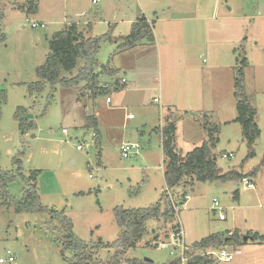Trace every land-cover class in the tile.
<instances>
[{"label":"rangeland","instance_id":"1","mask_svg":"<svg viewBox=\"0 0 264 264\" xmlns=\"http://www.w3.org/2000/svg\"><path fill=\"white\" fill-rule=\"evenodd\" d=\"M141 1L0 0L1 33L5 36L0 42V93L4 90L7 96L4 102L0 96V169L17 171L19 166L14 161L19 158L23 176L30 177L32 172L39 171L36 176L42 203L58 210L65 209L74 222L77 236L88 242L101 238L115 241L120 228L114 208L150 206L166 189L160 135L153 131L151 136L149 128L138 132L140 127L137 126L146 113H151L150 119H157L154 120L157 125L160 120L165 121L161 114L164 111V101L160 100L161 85L165 93L190 110L182 114L184 117L178 123L176 142L181 153L186 154L209 139L203 125L206 122L212 129L218 127L215 135L219 141L214 152L224 172L257 171L253 176L255 189L245 187L241 179L196 181L194 186L176 188L179 198L183 192H188L185 204L178 205L175 220L184 229L186 243L193 246L213 233L226 237L235 230L245 235L250 232L264 235V0H193L192 5L184 7L186 13L201 4L197 5V12L209 15L214 2L218 1L214 19L197 21V25H206L205 22L211 25L209 36L205 31H192L188 25H193L194 21H187L183 41L182 30L177 29L167 41L161 38L160 42L148 47L119 51L118 46L132 31L128 20L136 21L143 15ZM170 1L163 0L159 5ZM173 1L176 11L179 2ZM162 13L161 10L159 15L164 16ZM150 16L153 20L157 18L153 13ZM228 16L231 17L228 19ZM33 23L46 26L33 27ZM72 24L84 37L112 38L101 42L96 55L97 71L103 69L102 65L141 67L144 73L140 75L139 84L151 87L150 91L143 87V95L157 96L159 102L141 109L129 107L126 113L114 112L108 110L112 104L107 102V96L118 102L121 90L94 97L85 81L74 87L59 83L52 90L47 82L42 90L36 88L37 68L45 63L51 52L53 35ZM164 25L167 24L158 26L159 35ZM192 41L200 43L196 45ZM245 55L248 57L245 86L257 110L256 119L261 130L252 157H248L250 148L243 138L241 124L223 123L237 117L234 77L237 60ZM84 65L85 61L79 58L77 66L64 73V77H76ZM212 65L215 66L208 73ZM122 77L127 79L123 71H117L116 75L106 73L100 85L112 84ZM31 85H34L32 92ZM182 91L187 98L174 95ZM136 95L135 99H143L142 94ZM19 107L27 109L26 116L36 123L35 129L21 132L15 118ZM128 114L133 116L129 118ZM87 116H95L104 127L100 148L95 142V129L87 126ZM134 135L136 139L130 137ZM123 142L137 144L126 158L121 150ZM79 143H84L81 150L77 149ZM231 152L233 157H224ZM147 163L152 167H147ZM24 187L20 175L8 189L10 194L21 198ZM214 198L224 208L227 216L224 221L213 209ZM10 200L0 194V258L12 250L15 260L0 264H69L62 254L61 240L64 239L58 223L46 213H16ZM175 221L150 219L144 238L127 256L139 259L148 256L160 264L176 259L171 254V246L158 247L156 244L169 238ZM221 249L229 252L240 249L241 252L234 255L231 262L206 254L210 250L220 254ZM98 251V257L104 261L115 253L114 249L106 248ZM65 254L69 259L73 256L71 251ZM195 254L210 257V264H264V246L251 241L244 248L210 247L205 251L197 249Z\"/></svg>","mask_w":264,"mask_h":264},{"label":"trees","instance_id":"2","mask_svg":"<svg viewBox=\"0 0 264 264\" xmlns=\"http://www.w3.org/2000/svg\"><path fill=\"white\" fill-rule=\"evenodd\" d=\"M2 19V17L0 18ZM153 23L150 22L145 15L139 17L132 24L131 33L124 38V42L118 46L119 51H125L140 44L142 41L154 42ZM0 25V42L5 40V36L1 33ZM77 37V38H76ZM103 39H112L109 36L104 37H89L86 38L78 31L75 24L68 26L62 31L56 32L50 42L51 52L47 56L45 63L37 68L39 80L36 82V88L42 90L45 83H50L52 90L57 84H62L64 87H74L81 81L87 82L90 90H93V95L107 93L123 87L119 80L103 87L100 85L101 78L104 74L109 73L116 75L117 70L104 67L97 71L98 65L96 55L101 47ZM79 58L85 61L84 67L80 70L78 75L74 78L67 79L64 73L71 72L77 66ZM236 72L234 77V94L237 99V117L235 122H239L242 126L243 138L247 142L250 153L248 157L255 155L254 144L256 139L260 136L261 130L257 123V110L251 104L245 86V67L248 63V58L245 56L242 59L238 58ZM32 86L29 88L32 92ZM2 102L6 101L7 96L4 90L1 91ZM25 107H19L15 118L18 121L19 129L22 133H27L29 130L36 128V123L29 119ZM1 114V109H0ZM177 119L174 115H168L167 124L160 130L162 135V147L164 151V176L166 181V189L162 192L161 198L158 202L146 207L124 208L117 206L114 209L116 222L120 228V233L115 241L107 242L103 239L86 241L81 239L73 230L74 224L72 219L65 213L64 210L51 208L42 203L38 191L37 176L39 171L31 173L30 177L22 175V162L19 158L15 159L18 164L17 171H4L0 169V194L6 195L14 204V211L16 213H46L51 219L58 223L57 228L61 231L63 236L62 254L65 260H69V264H160L156 262H147L144 258L127 256L128 251L134 250L138 243L144 238L147 233V222L150 219L176 220V212L169 195V190L176 198L177 204L184 205L188 192H183L179 198L176 194V188L192 185L196 181L201 182H227L234 179H241L243 174L236 170L224 172L218 166L217 156L214 152L219 137L215 135L218 127L212 129L205 122L204 128L208 131L209 139L201 146H197L186 154L181 153L176 147L175 131ZM88 127L97 129V122L95 116H87ZM216 131H215V130ZM156 130V129H155ZM257 173L256 170L252 174ZM23 178L25 187L21 198H17L10 194L9 184L15 181L19 176ZM238 198V196H237ZM179 227L175 221L173 229ZM252 240L259 243H264V235L259 233H249ZM60 240V239H59ZM244 236L238 230L233 231L228 236H223L218 233H213L205 238H202L194 247L201 251H205L210 247H236L244 244ZM114 249V255L110 256L108 260H103L98 257V250ZM71 251L73 256L71 259L66 257V252ZM131 256V255H130ZM207 257H200L190 261L189 264H209L206 263ZM179 259H173L167 263L162 264H178Z\"/></svg>","mask_w":264,"mask_h":264},{"label":"crops","instance_id":"3","mask_svg":"<svg viewBox=\"0 0 264 264\" xmlns=\"http://www.w3.org/2000/svg\"><path fill=\"white\" fill-rule=\"evenodd\" d=\"M177 1L179 2V5L176 8V11L173 9L174 8L173 6L175 4V2L173 0L168 2V3H165L162 6L159 5V4L161 2H163V0H142L141 1V5H140L141 13L143 15H145L146 18L150 22H154L153 23V30H154V36H155V41L154 42H156V41L160 42L161 38H163L164 40L167 41L168 39H170L172 37V35H173L172 33H174L173 31H178L177 29L182 30V35L181 36H182V41H183L184 33H185V30H186V27H187L186 26L187 21H194L193 25H188V27L191 30L193 29L194 31H196V30L205 31V33L208 32L207 35L209 36V30H210V26L211 25H207L206 22H205L206 25H200V24L197 25L198 24L197 21H202V20L205 21L207 19H214L215 15H216V12H217L218 1L214 2L213 11L209 15H207V14L203 15V14H199L197 12V5L201 6V4H196L195 8H194V11H191L190 13H186L184 7L185 6L189 7L190 5L193 4L194 1L193 0H177ZM203 2H205V0H203ZM161 10H162V12H163L162 14H164V16L159 15ZM152 13H153L154 16L157 15V18L154 19V20L150 16ZM230 17L231 16H228L227 18L229 19ZM133 21L134 20H128L127 23L133 24ZM162 24H167V25H164L163 32H162L161 35H159V33L157 32V28H158L159 25H162ZM203 26H204V28H203ZM86 38H89V37H86ZM154 42H148V41L144 40L140 44H138L137 46H135L133 48H130L127 51H133V50H135L136 48H139V47H148L150 44L152 45V43H154ZM192 43L197 45L200 42L199 41H197V42H193L192 41ZM127 51H125V52H127ZM160 57H161V55H160ZM214 66L215 65H212V66L208 67L207 72L211 73L212 69L214 68ZM102 67L104 68L106 66L102 65ZM111 69H115L117 71H123V75L127 77V82L125 84H123L124 85L123 87H121V88H119L117 90H114V88H113V91H111L109 93V94L112 95L113 93H116L118 90H121V92L119 93L120 94L119 95V101L117 102V101L114 100V98H112V101L110 102L112 105H109L108 110L114 111V112L115 111H124L125 112L127 110V108H129V107H134V108H137V109L138 108L141 109V108H145V107H151V104H154L153 103L154 99L157 96L145 97L143 95V93H142L141 89L143 87H146V86H141L139 84L140 83L139 82L140 75H142L144 73V71H142L141 67H137V66H132L131 65V66H120V67H115V68H111ZM146 88L149 91L151 89L150 86H147ZM160 91H161L160 100L164 101V102H162V109H164V111H161V114L163 113L162 115H163V119H165V121L162 122V120H160L161 121L160 124L157 125V123L154 121V120H157V119L156 118H151L150 119L151 113H146V111L144 110L145 113H146V115L144 114L145 115L144 117H147L148 120L144 119V117H143L140 120V122H138L137 126L140 127V128H138V132H140L141 130H143L145 132L146 131L145 129L149 128L151 130V132H150L151 136H153V134H154L153 131L157 132L160 135L161 145H162V135H161V131L160 130L167 124L168 115H174L176 117V119H177L176 131H175V141H177L178 123L184 117L182 114L183 113L188 114L190 110H188V108H184V106H182V104L178 103L175 99H172L171 96H169L167 93H165L164 90L162 89L161 85H160ZM138 93L142 94V96H143L142 100H137V99L134 98V97H137L136 94H138ZM185 94L186 93H183V91H182V93L174 92V95H176L179 98L180 97H186ZM173 101H176V102H173ZM129 115L130 114H128V117H129ZM234 119H232V120L226 119V120L223 121V123L227 124L230 121H234ZM112 120H113V118H112ZM96 122H97V129L94 128L95 129L94 137H95V142L97 144V147L100 148V146H102V142L104 141V137H103L104 133H102V132H104V127H103V125H102V123L100 121L99 122L97 121V118H96ZM101 128H102V131H101ZM123 137H124V135H123ZM130 137L136 139V135L130 136ZM125 143H131V142H123V144L121 145V150H122V146ZM176 147L179 150V148L177 146V142H176ZM162 149H163V147H162ZM122 155H123V152H122ZM163 157H164V151H163ZM101 161H102V159L99 162L101 163ZM146 165H147V167H152L151 164H149V163H147ZM155 167H157V166H155ZM164 169H165V167H164V158H163V171H164ZM164 172H163V174H164ZM252 172H254V170L253 171L252 170L248 171L246 173H241V174H243V176L244 175H248L251 178H253V180H254L253 176L256 175V173L252 174ZM164 180H165V176H164ZM165 185H166V181H165ZM160 198L161 197H159V199ZM187 199H188V197H187ZM124 208H128V207H124ZM64 211H65V209H64ZM65 213L67 214V212H65ZM73 224H74V222H73ZM231 233H232V231L229 232V234H231ZM241 235L249 237L248 240H244L245 243H247V244L251 241V242H253V244H257L258 246H264V243H256V241L252 240V237L249 235V233L247 235H245V234H241ZM261 235H263V234H261ZM197 242H195L194 244H196ZM247 244H242L240 247L244 248ZM237 251H238L237 254H239L241 252L240 249H237ZM206 263L210 264L211 263V259L206 258Z\"/></svg>","mask_w":264,"mask_h":264},{"label":"built area","instance_id":"4","mask_svg":"<svg viewBox=\"0 0 264 264\" xmlns=\"http://www.w3.org/2000/svg\"><path fill=\"white\" fill-rule=\"evenodd\" d=\"M94 3H97L98 0H93ZM38 26H46L45 23L39 24V23H33V27H38ZM119 82L121 84H125L127 82V79L125 77H122ZM110 84L108 83H103L101 84V86L103 87H109ZM107 101L111 102L112 98L111 96H107ZM159 99L158 97H155L154 102H158ZM133 115L130 114L129 118H131ZM64 131L67 132V129L64 128ZM84 143H79L77 145V149L81 150L83 149ZM137 144L134 143H125L122 146V152H123V156L124 157H129L130 154L134 151L133 148H136ZM224 157L227 158H231L233 157V154H224ZM242 183L244 184L245 187L249 188V189H255L256 188V184L253 180V178H251L248 175H244L241 178ZM169 195L171 196V200L176 212V215H178L179 213V206L176 202V198L172 195L171 191L169 190ZM213 204H214V211L215 213L218 214V217L220 220H225L227 218L225 212H224V208L220 206L219 200L217 198L213 199ZM178 223V222H177ZM179 227H177L175 230H173L169 236V238L166 241H159L156 242V244L158 245V247H166V246H171L172 247V251L171 254L175 255L177 259H179L178 264H189L191 260L196 259V258H200L203 257V254H195L196 252V248L194 247V245H188L186 243L185 240V232L184 229L182 228L181 224H179ZM238 253L237 249L234 252H229L226 249H221L220 250V254H218L215 250H210L207 251L206 254L209 256H214L216 255L220 261H224V262H231L234 258V255H236ZM209 259H211L210 257H208ZM15 260V255L12 252V250H8L7 251V256L6 257H1L0 258V262L4 263L7 261L13 262Z\"/></svg>","mask_w":264,"mask_h":264},{"label":"water","instance_id":"5","mask_svg":"<svg viewBox=\"0 0 264 264\" xmlns=\"http://www.w3.org/2000/svg\"><path fill=\"white\" fill-rule=\"evenodd\" d=\"M77 38V37H76ZM248 236H245L244 237V240H248ZM101 240V239H100ZM144 260L145 261H147V262H151V263H153V262H155V260L153 259V258H151V257H148V256H146V257H144Z\"/></svg>","mask_w":264,"mask_h":264}]
</instances>
